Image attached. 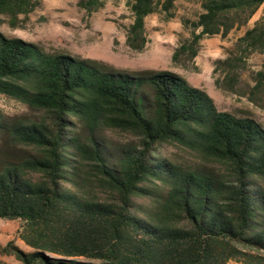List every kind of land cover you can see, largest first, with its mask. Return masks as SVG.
Returning <instances> with one entry per match:
<instances>
[{
	"label": "trees",
	"instance_id": "obj_1",
	"mask_svg": "<svg viewBox=\"0 0 264 264\" xmlns=\"http://www.w3.org/2000/svg\"><path fill=\"white\" fill-rule=\"evenodd\" d=\"M178 0H126L125 44L142 52L146 18H174ZM173 62L194 61L205 37L244 29L214 62L217 87L241 93L246 60L264 53V0H189ZM37 0H0L16 26ZM103 0H80L90 15ZM249 99L264 90V71ZM243 94V93H242ZM40 113L7 122L0 114V220L17 222V238L0 256L19 264H264V127L219 111L213 99L168 71L127 73L0 33V97ZM130 143L109 148L97 133ZM7 139L31 155H13ZM188 152L182 163L165 151ZM0 264H7L0 261Z\"/></svg>",
	"mask_w": 264,
	"mask_h": 264
},
{
	"label": "rangeland",
	"instance_id": "obj_2",
	"mask_svg": "<svg viewBox=\"0 0 264 264\" xmlns=\"http://www.w3.org/2000/svg\"><path fill=\"white\" fill-rule=\"evenodd\" d=\"M38 7L28 16H18L16 26L9 18L0 16V33L8 38L21 39L32 43L48 53H64L80 59H89L110 70L137 73L144 70L168 71L185 79L191 86L204 90L215 102L219 111L237 117H249L264 127V90L259 99H249V90L254 86L253 78L264 71V53L251 55L246 60V71L242 77L241 93H232L217 87L215 80H221L220 71L214 72V62L226 57L227 50L244 29L231 32L225 39L220 36L205 37L201 49L193 62L182 66L173 62L172 56L182 37L187 36L183 29V19L194 20L199 6L193 1L178 0L174 18L165 20L160 13L146 18L147 44L142 52H134L125 44V29L131 22V13L126 0H103L102 7L88 15L79 8L80 0H37ZM250 21L248 26L253 23ZM243 93V94H242ZM0 114L10 123L36 121L40 113L14 99L0 97ZM97 138L109 148H119L130 143L126 137L110 131L97 133ZM4 147L13 155H31L29 150L12 144L9 139ZM168 157L182 163L197 161L188 152L169 148ZM177 157V158H176ZM17 222L0 220V246L13 241L20 249H29L18 240ZM7 264H19L12 257L0 256ZM227 264H238L228 262Z\"/></svg>",
	"mask_w": 264,
	"mask_h": 264
},
{
	"label": "crops",
	"instance_id": "obj_3",
	"mask_svg": "<svg viewBox=\"0 0 264 264\" xmlns=\"http://www.w3.org/2000/svg\"><path fill=\"white\" fill-rule=\"evenodd\" d=\"M261 16H264V4L261 5V7L258 9V11L255 13V15L252 17L251 21H256L257 19H259ZM252 22V23H253ZM252 26V25H251ZM250 26V27H251Z\"/></svg>",
	"mask_w": 264,
	"mask_h": 264
}]
</instances>
